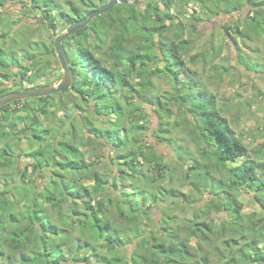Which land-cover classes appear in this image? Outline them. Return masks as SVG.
<instances>
[{"label": "trees", "instance_id": "1", "mask_svg": "<svg viewBox=\"0 0 264 264\" xmlns=\"http://www.w3.org/2000/svg\"><path fill=\"white\" fill-rule=\"evenodd\" d=\"M98 1L101 7L110 0ZM162 1V4L154 3L155 10H152L151 4L146 10H143L144 6L121 4L105 14L108 16L106 26H95L97 19H94L91 24L95 25L90 24L65 40L64 47L75 40L74 51H66L75 76V84L69 95L57 93L38 98V104L26 107L27 121L30 123L24 124V129L20 128L16 121L17 116L10 113V109L25 100L1 108L8 111H2L0 116L5 121L4 124L0 123V140L3 141L0 149V183L4 181L3 189L0 188V264H101V260L103 264H264V164L257 157H249L243 136L237 135L224 113L215 107L216 100L213 95L200 88L193 76L185 74V78H181L185 61L179 53L180 49L186 50L189 43L183 40V23L175 20L184 14L185 7L201 0ZM31 2L35 8L47 9L42 19L50 22L48 27H54L57 17H52L51 11L60 5L51 4L49 0ZM202 2L213 3L215 0ZM67 3L70 13L60 11L58 14L66 26L86 20L95 11L78 10L72 1ZM4 4V0H0V6ZM226 4L229 5L226 12L238 10L240 5H245L244 0L227 1ZM248 4L252 7L247 16L248 21L264 13L260 10L264 8V0H248ZM50 8L52 10H49ZM173 10L175 14H172ZM214 13L220 15L221 10L217 9ZM115 27H119L122 32L116 35L111 53L100 58L98 53L105 46V33ZM230 29L226 26V34L230 35ZM174 30H177L178 34L170 41L167 34ZM194 31L198 32L195 25ZM236 31L237 34L243 35L239 25ZM127 35L139 36L138 47L133 51L125 45L129 41ZM156 36L158 40L155 39ZM89 37L94 38L93 44L88 43ZM52 47L55 49L54 42ZM49 51L50 48L44 45L41 56H50ZM3 54L0 50V63L9 68V64L3 60ZM31 59L37 67L42 65L45 70L39 69L33 75L29 68H24L23 73L28 75L30 80L38 82L48 72L46 68H49L50 61L35 54ZM195 60L193 59L194 62ZM156 61L165 62L166 69L163 71L174 82L177 93L174 97L166 98L165 104H162L161 98H146L145 92L152 87L154 75L162 72L151 68L152 63ZM89 73L93 75V81L89 79ZM135 77L140 80L134 84L139 89L131 82ZM77 82L79 89L75 90ZM111 83L128 89L129 96L125 95L124 102H128L129 108L114 94ZM105 87L109 88V94L103 92ZM6 94L8 92L4 88L0 89V97ZM59 95H68L67 100H61L58 111L62 110L66 116H72L69 117L71 122L64 125L65 128L72 126L68 127L71 134L75 131L73 121L77 113L86 109L84 104L87 105L88 102L94 103L97 114L106 116L108 124L114 125L110 131L98 130L97 126L81 117L80 129L90 133L88 137L84 135L82 144L92 145L94 149L103 148L110 140L115 139L113 143L118 153L113 159L122 169L126 166L127 172L125 169L121 171L134 182V192L131 193L135 198L133 201L130 199L126 203L127 198L121 199L112 194L109 185H114L117 177L114 175L111 182L108 175L101 174L100 170L95 168L102 159L100 155H96L97 158L93 161L86 162L85 152L59 138L64 135L61 132L53 135L52 129H44L46 135H40L43 130L41 117L55 114L54 110H50L52 103L49 99ZM138 95L141 102L135 100ZM146 100L153 106L166 109L168 116L172 115L168 109L171 102L181 104L183 114L189 110L194 116L195 129L190 136L195 142L202 144L201 157L192 160L193 163L184 179H191L193 191L198 197L204 195V189L209 192L207 202L199 207L190 194L163 188L166 191L165 199H181L185 208L192 210V218L178 222L175 217L167 214L163 219L174 222L175 228H172V225L162 227L161 222V228L150 233L139 225L140 215L145 211L148 198L151 200L150 204L155 207L160 197L152 190L144 192L136 185L142 178L136 165L156 164L157 171L168 170L170 166L162 161L155 147L148 153L144 150L146 145L143 139L137 136L138 134L132 136L133 130L141 134L146 129L143 122L147 115L142 107L143 101ZM71 102H74L73 106L70 105ZM138 107H141L139 112ZM186 107L189 109L186 110ZM88 112L91 113V110ZM113 117H116V120ZM126 117L132 121V125L128 127L125 126ZM7 123L9 131L6 130ZM29 129L32 133L31 137L27 136L30 140L29 146L42 142L40 148L24 150L19 141H15L11 135L19 130L26 132ZM60 129L63 130V126H60ZM98 133L99 136H96ZM130 146L134 149L129 150ZM59 152L69 156V159L57 162ZM22 153H27V157L31 159L24 168L18 163ZM176 159L177 166L182 168L187 164L189 157L186 155L185 158L180 156ZM45 167H52L53 170L48 171L51 178L41 190L33 178L45 179ZM64 169L66 171H63ZM224 172L229 175V181L222 178ZM87 182L93 183L86 184ZM158 186L160 189L161 185ZM246 186L255 193V200L261 201L260 213H244V205L239 202L238 194ZM154 187L151 188L154 190ZM136 194L142 196L144 202L136 198ZM64 204L68 206L66 214L61 211ZM55 209L60 212L57 218L51 215V211ZM214 210L224 214L221 221L209 218V213ZM117 215L122 222L119 228L115 222ZM111 218L115 220L112 221ZM73 229L80 230V235L73 236L70 231ZM84 230L89 231L88 237L82 236ZM129 240L135 245V253L130 254L129 250L125 249ZM92 242H104L107 252L102 259H91V254L94 253V249L90 248ZM81 254H85L82 256V263ZM68 255L71 256L70 260Z\"/></svg>", "mask_w": 264, "mask_h": 264}, {"label": "rangeland", "instance_id": "2", "mask_svg": "<svg viewBox=\"0 0 264 264\" xmlns=\"http://www.w3.org/2000/svg\"><path fill=\"white\" fill-rule=\"evenodd\" d=\"M68 1H72L76 8L82 11L97 10L100 7L98 0H83L82 2L81 0H49L51 4L56 3L57 5L59 4L60 7L54 8L53 10L51 8L49 9L52 10V17L57 18L56 25L54 27H48L50 22L42 19V15L45 14L47 10L45 7L35 8L31 0H4V6H0V50L4 52L3 60L9 64V68H5L0 63V89L4 88L9 93L27 88H38L36 86H51L55 85V83L62 78L63 69L58 60L56 50L53 49L52 45L55 38L64 33L68 27L65 25L64 20L58 16L60 11L70 13ZM155 1L143 0L139 6H144L143 10H146L150 6L149 4H151L152 10H155L156 4L154 3L162 4L163 2L162 0ZM202 1L203 0L200 2H192L184 8V14L181 17H177L175 20L176 22L181 21L183 23L185 28L183 40L189 43L187 49L184 51L180 49L181 51L179 53L185 61L184 74L181 78H185V74L186 76H193L200 84V88L206 89L210 95H213L216 100L215 107L224 113V116L237 135L243 136L244 144L249 152V157H257L260 159V162L264 164V13L262 12V14L260 13L257 15L255 19H250L248 21L247 16L249 10L252 9L248 4V0H244L245 5H240L238 10H232L230 12L225 11L228 10L229 7L226 2H233V0H215L213 3H204ZM217 9L221 10L220 15L214 13ZM152 10H150L151 13ZM260 10L264 11V8H260ZM172 14H175L174 10ZM251 16H253V14ZM106 17L108 16L105 14L97 17L96 25L95 23L91 25L106 26ZM194 25L197 27L198 32L194 31ZM237 25L240 26L243 35L237 34ZM226 26L231 28L230 35L226 34ZM121 32L119 27H115L111 31L105 33V46L102 51L98 53L100 58L107 57L108 54L111 53L113 41L116 35H120ZM177 34L178 31L174 30L172 33H168L167 36L171 41ZM126 38L129 41L126 42L125 45H128L132 51L138 47L139 36L127 35ZM155 39L158 40V37L156 36ZM74 42L75 40L70 41V43L66 45L65 50L67 52L74 51ZM93 42L94 38L89 37L88 43L93 44ZM44 45L50 48V56L48 57L41 56ZM157 51L160 53L159 49ZM34 54L39 58L49 59L50 61L49 68H46L48 72L45 73L44 77L38 82L30 80L28 75L23 73L25 72L24 68H29L33 75L39 69L45 70V67L42 65H38L39 67H37L34 60L31 59ZM204 55H207V57L205 58ZM193 59H196L195 62ZM105 65L108 67L111 66V64ZM151 68L162 72L154 75L152 87L148 92H145L147 95L146 98L153 100L161 98L162 104H165L167 102L166 98L171 96L174 97L177 94L174 89V82L163 71L166 69L165 62H153ZM217 68H219V70ZM88 75L89 79L93 81V75L91 73ZM33 78L34 77H31V79ZM131 82L135 88H138V86L134 84L140 82L139 78L135 77ZM111 84L110 86L114 94H116L119 100H123L124 102L125 95L129 96L128 89H123L114 83ZM200 88L198 89L200 90ZM74 89H79L78 82ZM108 89L107 87L103 88V92L109 94ZM74 94L76 95V93ZM135 94L137 95V92H135ZM68 95H59L49 99L52 103L50 110H54L55 114L41 117L43 130L40 135H46L44 129H52L53 135H57V133L61 132V134L64 135H61L59 138H62L66 143L81 148V150L85 152L86 162L93 161L97 158L96 155H100L102 159L95 168L100 170L101 174L108 175L111 182H113L114 175L117 177L116 183L114 185H109L112 194L121 199L122 197L127 198L125 202L130 199L133 201L135 198L134 195L131 196V193L134 192L132 186L134 182H132L131 177L123 175L121 170L125 169V172H127L126 166L122 169L121 166L116 164L115 159H113L118 153L113 143L115 139L113 138V140H110L109 144L103 148L98 147L94 149L92 145L91 147L90 145L85 146L82 144L84 135L88 137L90 133L87 131L84 132L82 128L80 129L81 117H84L89 123L97 126L99 128L98 130L103 129L110 131L114 128V125L108 124V118L103 115H98L94 103L89 104L88 102L87 105L84 104L86 109L80 110L82 112L79 111L77 113L73 121L75 131L71 134L69 128H72V126H68L69 128H65L64 126L71 122L69 120L70 116L67 115V117L62 110H60V112L58 111L61 100H67ZM135 100L136 102H141L139 95L136 96ZM143 102V111H145L147 115L146 120L143 122L146 129L142 131L141 134L133 130L132 136L138 134L137 136L143 139L146 145L144 150L148 153L152 151V147H155L156 151L160 153L162 161L167 164V166H170L168 170L157 171L156 164L144 163L141 166L136 165L142 175V178L136 182V185L144 192L152 190V192H155L160 197L155 207L150 204L151 200L148 198L145 202V211L140 215L139 225H142V227L146 228L150 233L161 228V222L162 227L172 225V228H175L174 222H170L169 219H163L167 214L171 215V217H175V220L178 222L183 221L185 218H192V210L186 209L181 199H165L167 198L165 190L176 189L184 194H190L189 196H191V199L196 200L197 206L199 207L207 202L209 192L208 189H204V195L198 197L193 191L191 179H184L186 173L188 174L189 167L193 163L192 160L201 157L200 148L202 147L200 142H195L194 138L190 136L195 129V119L189 112V108L186 107L188 113L183 114L182 105L171 102L169 108H167L171 110L172 115L168 116L169 114L166 109L153 106V104L147 100ZM38 103V98H35L27 99L22 102V104H19L20 106L22 105L23 108L17 113H20L21 116L18 115L19 117H16L18 118L16 121L19 125L21 124L22 129L25 128L24 124L30 123V121H27L28 112L25 110L26 107H32ZM70 105L73 106L74 102H71ZM124 105L129 108L128 102L126 104L124 102ZM89 110H91L93 114L88 112ZM140 110L141 107H138L137 112ZM2 111L7 113L8 109L6 111L5 109H0L1 115L3 114ZM70 118H72V116ZM113 119L116 120V117H113ZM130 121L131 118L126 117V127L130 126L132 122ZM4 122V118H0V123L4 124ZM5 125L7 129L8 123ZM60 126L61 128L63 126L64 129L61 130ZM31 134V129H29V131L26 132L19 130L11 135L15 138V141H19L18 143L24 150L29 148L34 150L36 147L40 148L42 142L40 144L39 142H37V144L33 143L31 147L29 146L30 140L28 137H31ZM96 136H99V133ZM26 139H28V142ZM49 141H51V138H49ZM44 142H46V140H44ZM2 145L3 141L0 140V149ZM133 149V146H130L129 150ZM186 155L189 157L187 164L182 168L177 166L178 161L176 157L182 156L185 158ZM67 158L69 159V156H65L62 152H59L56 157L57 162H64ZM30 160L31 159L27 157V153H22L18 163L21 167H25V164L29 163ZM139 160L141 162L143 161L141 158ZM30 170L32 169L30 168ZM52 170V167L46 168L45 179L33 178L40 186L41 190H43V186L48 184L51 178L48 171L51 172ZM63 171H66V169ZM158 174L161 175L159 176ZM121 177H123V179ZM222 178L229 181L227 172H224ZM92 183L87 182L86 184ZM157 183L161 185L160 189H158L159 186ZM3 184L4 181L0 183L1 189H3ZM151 187H154V190ZM163 188L165 190H163ZM248 188L247 186L244 187L238 194L239 202L244 205L243 211L246 214L251 212L260 213L262 211L260 208L261 201H256L255 193ZM160 191L164 192L161 193ZM106 193L107 192H105V194ZM135 197L144 202L143 197L139 194H136ZM67 210L68 206L64 204L61 209L62 214H66ZM51 213L53 217L57 218V214L60 212L59 209H55L52 210ZM206 217H208V215H206ZM223 217V213L216 212L215 210L209 213V218L215 221H221ZM111 220L114 221L115 219L111 218ZM116 220L115 222L118 225L117 228H119L122 222L118 215ZM139 225L137 223L138 227ZM70 231L75 237L80 235V230L78 229ZM88 235L89 231L84 230L82 236L88 237ZM90 248L94 249V253L91 254V259L94 261H97L99 258L102 259L107 252L104 242H92ZM125 249L127 251L129 250L128 253L130 254L135 253L136 250L133 241L129 240ZM84 255L85 254H81L80 258ZM67 258L70 260L71 256L68 255ZM81 260L82 263L84 259L82 258ZM101 264H103V260H101Z\"/></svg>", "mask_w": 264, "mask_h": 264}, {"label": "water", "instance_id": "3", "mask_svg": "<svg viewBox=\"0 0 264 264\" xmlns=\"http://www.w3.org/2000/svg\"><path fill=\"white\" fill-rule=\"evenodd\" d=\"M143 0H110L107 4L92 12L86 20L69 25L64 33L57 36L54 41L58 60L63 69L62 78L51 86L38 88H27L21 91L9 92L0 97V109L18 101L27 99L42 98L55 95L57 93H68L75 84V76L69 64V59L63 42L75 34L77 31L86 28L97 17L106 14L121 4L141 5Z\"/></svg>", "mask_w": 264, "mask_h": 264}, {"label": "crops", "instance_id": "4", "mask_svg": "<svg viewBox=\"0 0 264 264\" xmlns=\"http://www.w3.org/2000/svg\"><path fill=\"white\" fill-rule=\"evenodd\" d=\"M21 108H23V106H20V105H18V106H12V108L10 109V113H12L13 115L15 114V115H17V117H19V116H21L20 115V113L19 114H17L18 112H19V110L21 109ZM19 115V116H18ZM0 116H1V112H0ZM20 126V128L22 127L21 126V124L19 125ZM7 131L9 130L8 128L6 129ZM27 140V142H28V139H26ZM25 140V141H26ZM24 168V167H23ZM31 171V170H30Z\"/></svg>", "mask_w": 264, "mask_h": 264}]
</instances>
